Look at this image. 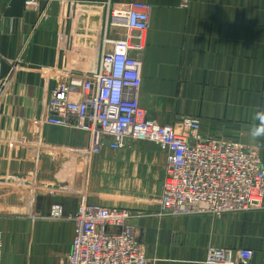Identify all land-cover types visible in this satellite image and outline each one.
I'll list each match as a JSON object with an SVG mask.
<instances>
[{
    "label": "crops",
    "instance_id": "obj_1",
    "mask_svg": "<svg viewBox=\"0 0 264 264\" xmlns=\"http://www.w3.org/2000/svg\"><path fill=\"white\" fill-rule=\"evenodd\" d=\"M151 7L139 104L161 125L197 119L204 138L255 146L264 168V0H56L44 13L0 0L1 264H63L73 224L47 218L90 204L130 210L148 264H205L210 246L264 264V208L220 217L158 215L165 152L148 142L88 150L86 133L50 125V91L96 71L111 6ZM15 66L14 73L11 66Z\"/></svg>",
    "mask_w": 264,
    "mask_h": 264
},
{
    "label": "built area",
    "instance_id": "obj_2",
    "mask_svg": "<svg viewBox=\"0 0 264 264\" xmlns=\"http://www.w3.org/2000/svg\"><path fill=\"white\" fill-rule=\"evenodd\" d=\"M56 0H23L27 12L44 14ZM151 7L140 1L111 6L108 27L124 30L119 39H104L98 68L72 75L50 91L48 118L53 126L79 130L88 136V150H121L148 142L165 152V177L158 215L220 217L264 208V168L255 146L239 141L204 138L197 119L161 125L139 104V59L145 46ZM16 67L11 66L14 73ZM49 220L73 224L70 251L63 264H148L137 241L130 210L90 204L79 199L65 216L60 205L50 207ZM0 233V264L2 258ZM253 253L210 246L205 264H249Z\"/></svg>",
    "mask_w": 264,
    "mask_h": 264
},
{
    "label": "clouds",
    "instance_id": "obj_3",
    "mask_svg": "<svg viewBox=\"0 0 264 264\" xmlns=\"http://www.w3.org/2000/svg\"><path fill=\"white\" fill-rule=\"evenodd\" d=\"M254 119L260 121V127L253 130L254 134H261V130L264 129V111H257Z\"/></svg>",
    "mask_w": 264,
    "mask_h": 264
}]
</instances>
